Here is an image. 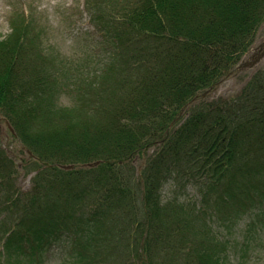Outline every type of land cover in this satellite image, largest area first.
<instances>
[{"label": "trees", "instance_id": "trees-1", "mask_svg": "<svg viewBox=\"0 0 264 264\" xmlns=\"http://www.w3.org/2000/svg\"><path fill=\"white\" fill-rule=\"evenodd\" d=\"M86 10L95 68L58 63L22 12L0 39V113L39 163L29 196L4 200L16 220L0 229V259L20 264L19 247L34 255L69 237L62 264H232L210 220L232 227L256 208L264 219V67L235 95L209 94L255 43L264 0H89ZM65 89L74 104L59 103ZM185 179L202 201L180 199Z\"/></svg>", "mask_w": 264, "mask_h": 264}, {"label": "rangeland", "instance_id": "rangeland-1", "mask_svg": "<svg viewBox=\"0 0 264 264\" xmlns=\"http://www.w3.org/2000/svg\"><path fill=\"white\" fill-rule=\"evenodd\" d=\"M88 1L57 0V3L52 5L51 0H7L12 5V9L10 13L0 18V36L12 30L15 20L22 18V12L25 18H29L30 29L41 40L44 49L53 53L58 63H69L72 60L84 58L93 62L92 67L95 68L94 58L86 54L88 46L98 42L99 39L94 25L90 22L89 12L86 10ZM43 3H47L48 7L43 11H37V5ZM25 6L28 8L27 15L24 11ZM50 17L56 20L55 27ZM254 42L251 49L243 55L236 69L210 90V99L239 93L252 74L264 67V23L259 27ZM56 95L62 105H72L77 101V95L67 89L58 91ZM187 115L186 110L181 114V116ZM30 156L25 143L17 135L15 136L6 117L0 113V173L2 172L3 177L9 175L3 180L5 183L0 182V189H2L0 192L2 196L0 199V229H5L8 224L16 220V210L9 213V209L4 205L5 198H21V194L28 197L29 194L26 192L33 187L32 178L37 172L39 163L32 160ZM144 162L142 157H138L135 161L136 175L139 177ZM173 181L174 179L169 178L165 184L170 185ZM185 181L188 186L179 191L180 199L195 200L197 196L202 201L195 183L189 179ZM258 181L260 179L255 180V182ZM164 194L168 195V187ZM259 213L258 208L243 213L237 217L232 227H227L218 215L210 220L213 222L211 223L214 225L213 228L218 238L224 241L225 257L232 264H264V219L259 217ZM15 255L20 264L67 263L72 259L71 239L63 237L52 245H46L44 249H38L34 255H23L19 247ZM33 258H39V260L34 261ZM15 259L16 257H12L10 261ZM0 264H10V262L1 258Z\"/></svg>", "mask_w": 264, "mask_h": 264}, {"label": "clouds", "instance_id": "clouds-1", "mask_svg": "<svg viewBox=\"0 0 264 264\" xmlns=\"http://www.w3.org/2000/svg\"><path fill=\"white\" fill-rule=\"evenodd\" d=\"M57 3V0H51V4L55 5ZM48 7L47 3H43V4H39L37 5V11H43L44 8ZM12 9V5L9 4L7 2V0H0V18H2L5 14H8L11 12ZM25 14H28V8L27 6H25L24 8ZM50 20L53 24V27L56 26V20L52 19V17H50ZM11 34V30H9V32L7 34H5L4 36H0V39H5L7 35Z\"/></svg>", "mask_w": 264, "mask_h": 264}]
</instances>
